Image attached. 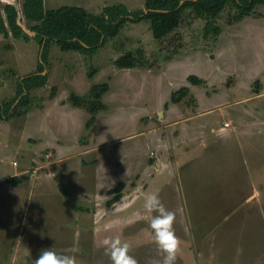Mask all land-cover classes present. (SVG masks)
Returning <instances> with one entry per match:
<instances>
[{"label": "rangeland", "instance_id": "374dc122", "mask_svg": "<svg viewBox=\"0 0 264 264\" xmlns=\"http://www.w3.org/2000/svg\"><path fill=\"white\" fill-rule=\"evenodd\" d=\"M1 1L0 14L6 17L7 2ZM24 1L14 0L21 13ZM145 2L45 0V5L47 9L82 6L100 13L105 6L120 3L130 10L144 9ZM235 13L236 7L229 4L213 21V26L220 27L219 34L205 27L206 18L188 8L179 28L162 40L155 38L150 21L144 19L127 23L93 52L64 51L51 43L43 70L49 83L31 89L28 108H19L7 118L10 122L0 123L8 130L0 142V158L6 160L8 171L5 179L19 172L24 176L19 187H0V216L5 215L0 225L7 224V233L0 232L4 241L0 242V264H35L46 248L74 255L76 264H113L105 241L117 237L128 245V254L137 264H163L151 228V219L158 213L145 208L152 193H158L164 209L174 214L173 228L182 242L176 264H264V4L242 21H233ZM20 22L30 29L23 15ZM32 37L31 42L23 38L0 42V89L7 93H0V101L16 97L20 81L12 66H18L20 75L37 71L41 44ZM10 42L15 48L7 47ZM129 50L137 55L142 52L147 66L118 68L114 60ZM93 68L98 70L90 76ZM190 74L206 83H190ZM102 83H109L110 88L103 96L106 110L98 116L110 141L105 150L111 152L102 161H111L110 156L119 151L135 161L126 164L133 171L115 178L107 172H91V179L99 183L89 181L87 156L60 159L54 144L44 140L60 139L63 150L71 151L68 136L86 135L90 114L84 110L88 116L84 120L76 113L70 95H84ZM184 85L190 86L193 98L188 95L179 103L170 102L172 93ZM53 86L58 91L54 104ZM171 110L182 112L193 131L188 126L182 134L179 126H172L169 120L176 115L168 116ZM227 121L231 126L226 141L214 144L210 128ZM25 124L31 138L21 141L10 127L24 128ZM205 127L209 129L204 131L206 153L215 161L203 167L202 160H196L201 152L196 139L187 137ZM237 128L239 133L234 131ZM183 137L193 147L190 158L184 148L181 153ZM96 143L90 139L84 144L93 149ZM216 147L218 152L213 151ZM12 160L18 164L13 161L11 165ZM43 176L46 181L37 180ZM123 180V198L111 202L118 193L112 190ZM9 188L13 189L8 192ZM38 207L45 214L41 221Z\"/></svg>", "mask_w": 264, "mask_h": 264}, {"label": "trees", "instance_id": "16d2710c", "mask_svg": "<svg viewBox=\"0 0 264 264\" xmlns=\"http://www.w3.org/2000/svg\"><path fill=\"white\" fill-rule=\"evenodd\" d=\"M146 0L144 9L130 10L125 4L107 5L100 13H94L87 8L75 5H64L58 8L47 9L45 0H25L22 6V14L30 25V30L35 32L34 37L41 44V58L36 72L19 79L17 96L8 102H0V119H7L19 108H28L31 101L30 90L47 84L49 75L43 73L46 67V56L50 51L51 43H58L64 51H89L103 47L108 39L117 36L127 23H137L147 19L151 23V29L155 38L164 39L176 31L182 23L186 9H193L201 18H206V28H213L216 34L220 33L219 26H213V21L232 4L236 7L233 21H242L250 15L255 8L264 4V0ZM0 0V6H2ZM1 9V8H0ZM3 10L6 17L0 14V33L5 36L12 34L16 38H23L29 42L33 37L26 32L18 21L19 11L13 3H5ZM145 10H148L146 12ZM44 47V48H43ZM43 49V50H42ZM140 55L129 50L114 60L118 68H135L147 66ZM93 68L90 76L97 72ZM190 83L203 85L206 80L196 74L188 76ZM109 83L93 85L90 91L84 95L73 92L70 101L77 106L87 108L91 117L87 123L91 127L97 119L99 111L106 108L103 101L104 94L109 90ZM57 93V87L53 86L50 97ZM256 93H260L257 90ZM190 95L193 98L190 86L184 85L175 90L170 102L179 103ZM17 102V103H16ZM169 103L166 104L168 106ZM12 116V115H11ZM24 176H13L8 179L12 183L19 182ZM124 183H119L112 191H118L111 202H116L123 197Z\"/></svg>", "mask_w": 264, "mask_h": 264}, {"label": "crops", "instance_id": "0c3cea01", "mask_svg": "<svg viewBox=\"0 0 264 264\" xmlns=\"http://www.w3.org/2000/svg\"><path fill=\"white\" fill-rule=\"evenodd\" d=\"M10 1H13V0H10ZM5 2H8V1L5 0ZM18 5H19V2H18ZM31 36H34V35H31ZM12 38H16V37H14L12 34H10L9 36H5L3 33H0V42L5 41L6 39H7L6 41H9ZM17 39H21V38H17ZM10 43H12V42H10ZM7 47L8 48H11V49L12 48H15V44L12 43L10 46H7ZM40 61L41 60L38 59L37 62H40ZM0 62H1V60H0ZM12 67L13 68H10V70L14 69L15 76L18 75V79H17L18 81H19V79L23 78L24 76H26L28 74H31V73H28V74H25V75L24 74L23 75H20V73L18 71V66H12ZM48 83H49V79H48ZM0 93H2L3 95L7 96V93L5 91H1V89H0ZM57 93H58V91H57ZM57 93H56V95L53 98H51V103H53V104L56 103V102L58 103ZM0 96H1V94H0ZM15 96H17V90H16V95ZM103 99H105V98H103ZM8 101H11V100H8ZM8 101L2 100L0 102H8ZM104 102H105V100H104ZM69 103L71 104L70 101H69ZM167 103L168 102H166V104ZM198 103H200V102H198ZM105 104H106V102H105ZM166 104H165V107H167ZM174 104H176V103H174ZM71 105L73 106V109H74V111H76V113H79V114H81L83 116L84 120L88 117V116H86L84 110L88 114H90V117H91V113H90V111L87 108H85L83 106H77V105H74V104H71ZM106 106H107V104H106ZM77 108H80L79 111L77 110ZM104 110H106V108ZM211 110L212 109H209L205 113H210ZM46 111H47V106H46ZM172 114L173 115H176V117H175L174 120H171L170 119L169 122H171L172 126H174V125L175 126L176 125L179 126L180 129H181V131H182V134H185L184 132L187 130V127L189 125H187L183 121V119H184L183 113L180 112V111H178V110H176V112H174V110H173L172 112H169L168 116H172ZM90 117L88 118V120H87V122L85 124V127L86 128H85L84 131H87L88 132L86 135L91 134L92 136H88V138H86V135H84L81 138H79L80 135H81V133L76 134V135L70 133V135L68 137L71 139V144H72V148H73L71 151H64L63 150V148H65V147L64 146L63 147L60 146L61 145L60 139H56L55 140V139H53V138L50 137V138H47L44 141L46 142L47 140H49L50 141V142H48L49 144L50 143L54 144V146L56 147V156L58 158H60V159L64 158V159H68V161H71V160H78L77 158L82 157L83 155L87 156L89 158V161H88L87 166H85V167L89 169L90 176L88 178H89V181H91V182L98 181L99 183H101L99 180H92L91 179V172H93V174H96V175H101V174H104L105 172H107L110 177L114 176L113 178H115L117 176L124 175L127 171H133V169H131L130 165L129 166H126V164L128 163L127 161H135V158L134 157L128 158V155L127 154L126 155H121V152L122 151H119V153H117L116 156H110L112 158L111 161H108L107 163H104L102 161V157H104V154L105 153H106V155H107V152L108 153H111L108 150L106 151L105 150V147H104V146H106L110 142L108 140L109 137L105 133V125L103 124V121L101 119V116H98V114H97L96 122H95V124H93V126H91V128L88 127V125H87ZM28 118H29V115H28ZM8 119H1L0 120V123L3 122L2 120H7L8 122H10L11 120H8ZM27 122H29V120H26V123ZM26 125L27 124H25V127L24 128L19 127L17 125H15L16 127H14V128L13 127H10V130H12L11 134L13 135V129H14V130L17 131V135L18 134L20 135V140L21 141L23 140V138L25 136L27 137L26 139H28L30 136H28L27 133H26V127L29 126V125H27V126ZM94 126H95V129H94ZM229 127H226L224 124H222L221 126H215V127H211L210 128L211 129L210 130L211 131L210 133H212V135H213V137L215 139L214 144L215 143H222V144H224V141H226L225 140V137L227 136V131H228ZM5 129H6L5 126L2 125V124H0V142L3 141V137L5 136V134L3 132L8 131V130H5ZM199 129L200 130H196L195 129L194 132L192 134H190V136L187 137V138H191V141H193L194 139H196L195 142L197 144V150L198 151H201L196 160H198L200 158L202 160V162H200V164L203 165V167H205V166L208 165L209 162L215 161V159L208 157V155L206 153V147H207V144L206 143H207V140H206V135H205L204 131L207 133V131H209V129L206 128V127L205 128H199ZM96 130H99V131H97V134L95 135ZM189 131H193V129L191 128V126H189ZM234 131H237L239 133L238 128L235 129ZM228 133H229V131H228ZM215 134L217 136H215ZM10 138L12 139V137H10ZM90 139L93 142H97L96 145H94V148L93 149L88 148V146H86V144H84V143H86ZM83 140H84V143H83ZM208 140H209V138H208ZM89 143H90L89 145L92 144V142H89ZM182 143H184V146L182 145ZM81 145L84 146V147H82ZM95 146H97V147H95ZM179 146H180L181 153H182V148H184V150L186 151L185 152V155H189V158H190L191 157V154H192L191 153L192 152V148H193L192 145L190 144V142H188L183 137L181 139V142H180V145ZM57 147H59V149H57ZM15 150L18 153V151H19L18 148H15ZM213 151H217L218 152V148L217 147L214 148ZM98 153H101V154H98ZM0 157H1V155H0ZM181 158H184V156L182 155ZM120 160H122V161H120ZM124 160H126V161H124ZM13 161H15V160L10 161V164L11 165H13L12 164ZM4 162L6 163V160L4 158H0V187L3 186V185H6V184L11 185V187H15V186H18L19 187V185H21L22 182L24 181L23 178L20 179V181L19 182H16V183H12V182L8 181V179L11 178V177H13V176L22 177L21 176L22 175V172H19L18 174L16 173L14 175H10L9 177H7V179H5L6 173H8V171L6 169L7 164H4ZM190 162H191V160H190ZM123 164H124L123 171L121 173L117 174V172L122 168ZM134 170H136V169H134ZM201 172L203 173V170H201ZM33 179L34 178H32V182H35L36 183L37 180H39V181L45 180V176H43V178H41V179H37V180H33ZM3 180H4L5 184H4ZM120 183H124V180L121 181ZM91 186H96V184L91 185ZM12 189L13 188H9L8 189V192L11 191ZM14 189H16V188H14ZM36 191H38V189ZM3 195L5 196L6 194L3 193ZM121 199H119V200H121ZM19 200H20V198H19ZM118 201H116V202H118ZM11 202L12 203H15L16 201L15 200H11ZM28 208H29V206H28ZM37 210H39V212H40L38 215H40V221H41L42 218H44V215H45L43 213V208H39L38 207ZM41 213H42V215H41ZM0 217L5 218V215L0 216ZM11 217H13V216H11ZM28 217H25L24 220L25 219H28ZM15 224H17L16 221L13 224L14 227H15ZM0 226H1L0 232L2 231L3 234H6L7 233V230H6L7 224H6V226H4V224H1ZM0 238H2V237L0 236ZM0 242H4V241H0Z\"/></svg>", "mask_w": 264, "mask_h": 264}, {"label": "clouds", "instance_id": "9594fccd", "mask_svg": "<svg viewBox=\"0 0 264 264\" xmlns=\"http://www.w3.org/2000/svg\"><path fill=\"white\" fill-rule=\"evenodd\" d=\"M145 208L158 213L151 219V228L155 233L154 242L158 251L163 254V264H176L182 242L173 228L174 214L164 209L158 193H152L146 198ZM105 244V251L111 255L113 264H137L136 259L128 254V245L121 243L118 237L105 241ZM34 261L35 264H76L74 255L58 253L52 248L41 250Z\"/></svg>", "mask_w": 264, "mask_h": 264}, {"label": "water", "instance_id": "95a60500", "mask_svg": "<svg viewBox=\"0 0 264 264\" xmlns=\"http://www.w3.org/2000/svg\"><path fill=\"white\" fill-rule=\"evenodd\" d=\"M8 2L10 1V0H7ZM11 3H13L16 7H17V9H18V4L16 3V2H14V0L13 1H10ZM183 2H184V0L181 2V4L180 5H182L183 4ZM18 11H19V9H18ZM146 12H148V10H145ZM21 18H22V14H21V12L19 11V16H18V21H19V23L21 24ZM21 26L23 27V25L21 24ZM24 28V27H23ZM25 30H26V32H28L30 35H35V32L34 31H32V30H30V29H28V28H24ZM44 48V47H43ZM43 50V49H42ZM43 73H46V71L45 72H43Z\"/></svg>", "mask_w": 264, "mask_h": 264}, {"label": "built area", "instance_id": "2783aa9c", "mask_svg": "<svg viewBox=\"0 0 264 264\" xmlns=\"http://www.w3.org/2000/svg\"><path fill=\"white\" fill-rule=\"evenodd\" d=\"M224 125H225L226 127H229V126H231V122H229V121L224 122ZM51 156H52V153L46 155V157H47L48 159L51 158ZM13 163H14V165H17V164H18L17 161H14Z\"/></svg>", "mask_w": 264, "mask_h": 264}, {"label": "snow or ice", "instance_id": "6c2138e0", "mask_svg": "<svg viewBox=\"0 0 264 264\" xmlns=\"http://www.w3.org/2000/svg\"><path fill=\"white\" fill-rule=\"evenodd\" d=\"M166 223V222H165Z\"/></svg>", "mask_w": 264, "mask_h": 264}]
</instances>
